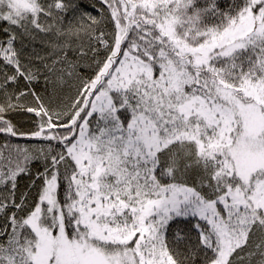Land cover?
Masks as SVG:
<instances>
[{"label": "trees", "instance_id": "trees-1", "mask_svg": "<svg viewBox=\"0 0 264 264\" xmlns=\"http://www.w3.org/2000/svg\"><path fill=\"white\" fill-rule=\"evenodd\" d=\"M33 5L21 13L0 5V50L11 44L18 59L13 66L0 59V264H30L36 237L27 221L54 176L56 210L42 204V228L55 235L62 223L71 240L84 237L103 254L138 258V234L126 243L104 242L90 239L80 224L79 203L83 200L84 212L92 204L85 201L71 150L93 95L102 91L110 100L107 119L122 129L133 124L157 143L139 175H122L123 185L135 177L152 189L188 190L193 201L207 205L241 188L226 153L241 128L216 94L227 89L244 103L259 100L264 115V31L231 53L208 47L235 32L243 13L257 9L252 0H34ZM113 31L120 36L116 53ZM21 45L33 52H23ZM194 53L208 56V62L197 65ZM117 65L132 72L141 68L147 76L108 91L109 80L100 77L106 67L111 77ZM99 164L102 177L109 175L112 168L104 160ZM125 188L135 194L121 196L123 204L132 201L142 210L135 188ZM126 210L122 215L137 220ZM227 212L230 250L224 264H264V223L248 209L231 206ZM198 223L186 217L157 225L172 264L215 261L201 245ZM120 224L119 235L129 228Z\"/></svg>", "mask_w": 264, "mask_h": 264}, {"label": "rangeland", "instance_id": "rangeland-1", "mask_svg": "<svg viewBox=\"0 0 264 264\" xmlns=\"http://www.w3.org/2000/svg\"><path fill=\"white\" fill-rule=\"evenodd\" d=\"M33 3L34 0H0L1 7L4 5L15 13L29 10V5L34 8ZM252 3L257 5V9L254 12L243 13L235 32L222 34L210 44L208 50L219 48L223 53L237 51L245 47L250 38L264 31V0H252ZM34 20L37 22L36 18ZM107 24L110 23H105V26ZM36 34L38 33L35 32ZM110 35L116 53L120 36L114 31ZM21 47L25 53L33 52L28 47L23 48L22 45ZM192 55L197 65H205L209 60L208 56L204 57L196 53ZM0 59L12 66L15 65V60L18 61L15 59L11 44L0 50ZM125 67L122 69L123 73L119 72L120 68L113 69L115 71L111 77L108 67L105 68L102 76L109 80L108 91H110L109 84L116 85L114 90H119L125 88L129 80H136L139 74L144 73L147 76L141 68L132 72L127 71ZM117 74L122 77L116 78ZM177 85L178 83H174L172 86ZM251 90L250 93H255V89ZM94 95L89 104L91 107L87 117V121L90 117H93V120L91 124H87L86 121L81 125L76 145L71 150L79 182L87 194L85 201L88 205L92 204L91 209L84 212L83 200L79 203L78 211L84 215L80 224L88 230L90 239L104 242H116L117 239L120 243H126L134 234H138L140 245L135 250L138 258L133 254H129L126 259L103 254L84 237L71 240L62 223H59L55 235L47 228H42L39 222L43 216L42 204L49 207V212L56 210L57 184L54 176L52 182L50 180L45 187L41 203L27 221V226L36 237L35 251L29 255L30 264H139L138 262L172 264L162 243V236L158 235L157 225L186 217L196 218L199 221L194 225V229L199 235L202 247L213 254L215 258L213 264H224L230 250V240L225 231L226 222L223 214H228L229 207L237 206L240 209L251 210L256 219L264 223V177L255 178L256 174L264 173V115L260 109L261 102L254 100V103H244L227 89H220L216 94V97L235 113L241 128L240 137L226 151L240 180V189L229 192L227 198L222 199L218 204L207 205L193 201V195L188 190L164 191L149 186L148 189L141 191L140 180L133 177L126 184L135 188L136 202L144 206L140 210L134 207L132 201L127 206L121 201V196H129V193H133V190L129 193L126 191L122 175L127 174L128 171L139 175L145 163L144 159L149 156V150L151 149L154 154L157 148L156 140L153 136H150V139L144 137L133 124L124 129L115 126L106 118L110 104L107 93L102 91ZM190 107L193 111L196 110L193 104ZM100 160L106 162V167L112 168L108 172L109 175L104 173L102 177L104 169L99 164ZM113 172L118 173L115 179L111 177ZM117 192L118 194H115ZM126 207L127 212L135 213L137 220L130 219L131 216L127 213L122 215ZM121 222L126 223L129 228L119 235L117 227Z\"/></svg>", "mask_w": 264, "mask_h": 264}, {"label": "bare ground", "instance_id": "bare-ground-1", "mask_svg": "<svg viewBox=\"0 0 264 264\" xmlns=\"http://www.w3.org/2000/svg\"><path fill=\"white\" fill-rule=\"evenodd\" d=\"M115 68H120V70H119V72L120 71H122V69H123V67H120V66H116V67H114V69ZM115 71V70H114ZM104 79V77L102 76V78L100 77V81H102ZM106 80H108V78L106 79ZM98 81V80H97ZM110 85V89H113L114 88V85L113 84H109ZM142 169H143V166H142ZM146 184H144V182H141L140 184H139V186H140V190L141 191H144L145 189H148V186H147V188H146V186H145Z\"/></svg>", "mask_w": 264, "mask_h": 264}]
</instances>
